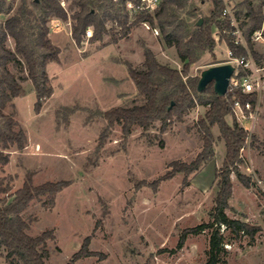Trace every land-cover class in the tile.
<instances>
[{
	"label": "rangeland",
	"instance_id": "374dc122",
	"mask_svg": "<svg viewBox=\"0 0 264 264\" xmlns=\"http://www.w3.org/2000/svg\"><path fill=\"white\" fill-rule=\"evenodd\" d=\"M7 1L13 4V10L0 15V26L21 2ZM71 1L61 0L69 13L65 20L58 18L62 30L49 31L60 54L58 61L46 66L52 93L42 100L40 109H36V90L27 70L13 61L9 63L24 92L14 97L4 112L14 115L18 121L14 128H23L28 141L23 150L11 146L7 150L9 162L0 164V182L6 188L2 196L12 200L29 174L35 185L69 181L56 194L54 203L46 204L49 196L44 195L32 200L22 212L31 235L46 230L54 233V238L48 240L47 264H67L87 238V249L92 254L75 258L74 264H204L210 230L188 234L180 248L178 243L185 229L211 220L219 189L218 172L226 155L218 125L213 127L216 154L212 160L188 175L177 172L156 188L151 183L172 169L171 162L190 163L202 151L198 121L209 105L197 104L180 119L174 116L164 130L160 121L146 131L136 125L127 138L116 124L101 146L100 135L108 124L103 112L145 102L128 65L142 68L147 47L163 64L181 70L183 62L176 48L164 43L160 27L158 35L147 29L143 21H137L139 13H130L125 0H108L101 9L93 8L95 17L105 20V29L95 37V25L91 24L88 27L94 36L88 39L82 35L78 42L73 36L75 8H70ZM242 1L225 0L236 29L220 32L214 27L219 41L214 52L199 51L200 59L183 78L200 79L204 69L232 60L222 33L225 38L239 39L247 51L234 55L244 56L254 65L246 69L255 82L256 103L251 113L236 116L249 131L238 167L250 178V185L231 174L233 195L227 213L260 230L254 237L243 234L237 239L229 238L225 226L221 230L227 236L226 264H264V31L253 33L251 48L246 33L253 22L245 15L246 9L239 6ZM263 1L252 0L256 11ZM180 2L183 7L175 4L171 13L191 32L199 19L203 23L210 16L213 6L210 0ZM7 45L14 49L12 37ZM238 69L240 74L242 68ZM203 97L212 94L207 92ZM227 119L231 123L233 116ZM3 120L0 116L1 124ZM0 264H11L5 248L0 250Z\"/></svg>",
	"mask_w": 264,
	"mask_h": 264
},
{
	"label": "trees",
	"instance_id": "16d2710c",
	"mask_svg": "<svg viewBox=\"0 0 264 264\" xmlns=\"http://www.w3.org/2000/svg\"><path fill=\"white\" fill-rule=\"evenodd\" d=\"M16 0H12L15 2ZM108 0H72L71 9L75 8L72 18L73 36L80 42L81 36L85 35L89 25H95V37L101 35L105 29V20L95 17L94 9H101ZM111 1V0H109ZM137 5L141 0H132ZM212 8L210 16L197 26L194 31H189L188 25L183 21H177L176 16L171 13L172 6L177 4L183 7L180 0H161L159 7L153 12L141 11L137 15V21H148L153 26L160 27L162 38L167 46H174L183 62L181 70L161 63L153 50L145 48V60L142 68L128 65L129 74L134 80L138 93L145 97V102L132 106H117L103 112L107 119V126L100 135L102 146L110 130L119 124L127 138L138 125L143 130H148L156 122H161V129L167 128L174 116L181 118L197 104L209 105L205 115L198 121L200 133L203 138V149L190 163L173 161L172 169L157 178L151 184L156 188L165 179L174 176L177 172H185L186 175L199 169L202 164L215 157V135L213 127L218 125L220 137L225 141L226 155L224 165L218 172L219 189L215 198V206L211 211V220L187 228L181 234L178 247H182L188 234H197L210 230L209 247L206 251L207 260L204 264H226L227 249L224 247L227 236L221 230L222 226L230 231V239H237L246 234L254 237L260 230L259 226L253 225L241 218L228 215L227 209L229 199L233 195V182L231 174L235 173L238 179L246 186L250 185V178L242 173L238 167L242 162L241 150L247 144L249 131L236 117L234 108L235 101L240 100L246 113L253 110L256 103L255 91L246 93L241 87L229 86L227 93L218 95L214 90L213 82L209 83L203 91L198 90L199 78L185 81L191 66L200 59L199 51L214 52L218 40L214 36V27L220 32L226 28L235 30L229 14H225V0H210ZM126 2V0H125ZM246 9L245 15L250 17L252 25L246 33L247 42L252 48L251 36L262 26L264 19V1L255 10L252 0H244L239 3ZM94 8V9H93ZM13 10V4L7 0H0V15L9 14ZM242 11V9H240ZM240 10L236 11L237 17ZM258 13V14H257ZM68 9L64 7L61 0H21L16 11L7 17L0 26V116L4 119L0 123V164H6L10 160L7 151L15 145L17 149L23 150L27 145L28 137L23 128L15 129L18 121L13 114L5 113L4 108L16 96L24 92V87L15 72L9 68L10 62L22 65L27 70V76L32 80L36 90V109L42 106V100L50 96L52 87L49 85V76L46 66L51 61H58L60 47L54 44L49 37V22L53 17L67 19ZM126 20L122 21L126 27ZM128 29V27H126ZM12 37L15 41L14 49L7 45V40ZM225 39L229 49L235 55L246 53L243 44H237L233 36ZM234 55V56H235ZM240 76L249 74V70L239 66ZM210 92L212 97L204 98L203 94ZM246 102L251 103V109L246 108ZM233 116V121H228V116ZM69 184L68 180L46 181L35 185L30 174L27 176L23 186L18 189L12 200L2 196L6 188L0 182V250L5 248L6 257L11 264H47L49 256L48 240L54 238L52 230H46L38 235L27 232L29 223L25 220L22 212L34 199L49 196L48 203L55 202L56 194ZM88 239L83 247L74 254L67 264H74L75 258L81 255L92 254L87 249Z\"/></svg>",
	"mask_w": 264,
	"mask_h": 264
},
{
	"label": "built area",
	"instance_id": "2783aa9c",
	"mask_svg": "<svg viewBox=\"0 0 264 264\" xmlns=\"http://www.w3.org/2000/svg\"><path fill=\"white\" fill-rule=\"evenodd\" d=\"M160 2H161V0H141L140 4L137 5L132 0H126L128 10L132 14H134V13L138 14L143 10L150 12V13H153L159 7ZM224 13L229 14L231 16L227 7H226ZM232 23H233V19H232ZM143 24L147 29L152 30L155 35L160 34V30L157 26L151 25L150 22H148V21H143ZM62 28H63V24L58 18H53L50 21V29H53L54 31H60V30H62ZM262 31H264V19H263V23H262L261 28L259 30L255 31V33H261ZM84 36L88 39H90L91 37L94 36V32H93L91 27H88L86 29ZM234 41L237 44H241V41L239 39H235ZM229 52L231 53V56H232V58H231L232 60L229 62L233 63L236 67L235 73L231 78L230 85H233L235 87H241L243 92H246V93L254 91L255 90V82L252 79L251 74L240 76L239 69H238L239 66H242V67H245L248 69L249 68L253 69L252 66H254V65L251 64V62L246 57L234 56L232 51H229ZM246 108L251 109V103L250 102H246ZM234 111H235L236 116H238V117L245 116L247 114L245 111V108L243 107V104L240 102V100L235 101ZM249 113H251V112H249ZM260 182H261V180L259 181V183Z\"/></svg>",
	"mask_w": 264,
	"mask_h": 264
},
{
	"label": "water",
	"instance_id": "95a60500",
	"mask_svg": "<svg viewBox=\"0 0 264 264\" xmlns=\"http://www.w3.org/2000/svg\"><path fill=\"white\" fill-rule=\"evenodd\" d=\"M198 24H202V18ZM236 67L231 62L218 65H212L201 72L198 83V90L203 91L211 82L214 84V90L218 95H225L229 89L230 81L234 75Z\"/></svg>",
	"mask_w": 264,
	"mask_h": 264
}]
</instances>
